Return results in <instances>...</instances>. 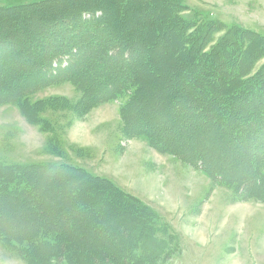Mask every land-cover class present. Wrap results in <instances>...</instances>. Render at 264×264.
Masks as SVG:
<instances>
[{
	"label": "rangeland",
	"instance_id": "374dc122",
	"mask_svg": "<svg viewBox=\"0 0 264 264\" xmlns=\"http://www.w3.org/2000/svg\"><path fill=\"white\" fill-rule=\"evenodd\" d=\"M15 6L24 9L12 11L13 16L17 13L14 17L1 9ZM64 6L108 11L101 23L132 51L136 79L116 95L108 96V90L99 87L87 92L85 84L51 75L50 71L57 72L59 67L50 56V69L38 72L44 63L39 53L45 50L49 54L50 46L62 40L74 42L84 52L87 40L100 39L94 44L98 48L110 43L111 38L106 42L88 30L75 35L68 22H46L53 15H73L63 10ZM19 14L26 16L20 20ZM16 29L26 30L14 35ZM237 37L239 42H235ZM194 39L197 50L191 45ZM261 42L262 47L245 63L246 53ZM225 43L229 53L241 62L238 70V62L231 64L233 57L229 56L231 63L222 59L228 64L224 65L225 72L230 76L238 71L237 80L244 84L230 85L226 79L212 86L208 77L210 81L206 79L204 86L194 90L195 79L204 78L199 76L202 67L214 60L212 56L224 49ZM184 48L190 66L205 60L190 77L185 76L190 69L183 63ZM101 56L105 60L107 54ZM83 58L80 66L87 70L79 76L90 87L91 81L105 73L99 71L102 63L94 62L93 56ZM20 60L24 64L21 67L17 63ZM118 61L125 62L122 58ZM17 69L25 78L12 79L14 90L34 83L38 87L23 95L19 103L0 98V174L4 170L21 172L29 178V186L20 187L24 190L21 194L0 196V230L18 236L11 238L19 243L43 220H70L74 225L80 218L78 234L85 236V243L89 244L94 234L99 240L94 247L107 244L105 254L91 258L93 264H115L117 259L118 264H128L119 254L124 246L119 236L127 234L132 221L137 220L133 214L129 223L125 215L134 210L146 218L145 225L135 221L133 229L135 232L142 225L146 232L133 247L139 260L142 253L150 256L146 264H264V159L255 162L264 156V130L254 128L264 97L257 103L256 92L239 91L253 75L264 76V0H0V75ZM197 88L204 93L194 94ZM221 92L230 97L245 95L243 105L229 111L221 105V96L207 101ZM8 93L0 87V95ZM202 96L217 107L209 112L202 109ZM184 99L192 100L193 105L185 106ZM181 109L185 115L173 114ZM236 115L240 120L230 121ZM249 119L254 120L253 126ZM168 123L173 127L165 130L162 125ZM147 126H161L160 133H168L174 145L188 155L160 149L152 134L134 133V128ZM189 154L195 155V161ZM59 164L80 170L41 167ZM254 172L259 174L256 187H250ZM85 184L88 188L104 187L108 192L89 197L83 194L89 202L87 208H95L96 214L76 206L77 191ZM67 189L76 192L72 200L65 199ZM109 195H118L127 205L113 204L116 208L111 220L101 227L103 219L98 215L109 209ZM93 218L99 225L94 221L90 224ZM83 219L90 228L95 226L94 232H89ZM72 229L68 225L66 232L72 233ZM3 240L0 238V264H76L69 250L41 257L37 248H28L25 243L16 247ZM77 264L88 263L82 259Z\"/></svg>",
	"mask_w": 264,
	"mask_h": 264
},
{
	"label": "trees",
	"instance_id": "16d2710c",
	"mask_svg": "<svg viewBox=\"0 0 264 264\" xmlns=\"http://www.w3.org/2000/svg\"><path fill=\"white\" fill-rule=\"evenodd\" d=\"M65 6H67V5H65ZM67 8L65 7V8H63V10L70 11L69 13H72L73 15H71L70 17H68V16L62 17V16H58V15H53L49 20H46V22L53 23V25L68 22L69 27L70 28L73 27V29L76 30L75 35L77 34V32L79 30H88L89 31L88 34H92L94 36L100 35L101 37L105 38L106 42L108 41V38H111L110 43L104 44L103 46H101V48H98V47H95L94 44H97L100 39H97V41L94 38L92 41L87 40V42H88V44L86 46L87 51L84 52L83 49L80 50V46L76 45L74 42H71L68 39L62 40L61 42H59L60 44L57 43L54 46H50V49L48 50L49 54L45 50H42L43 52L39 53V55H40L39 57L40 58L43 57L41 62H44V63H41L42 68L38 72H41V71L46 72L47 70L50 69L49 66H52V62L49 63V56H50L51 61H54V60L57 61L58 67H59L57 72H54L53 70L50 71L51 75H52V73H55L57 75L59 74L58 77L64 76L65 77L64 80H66V81L73 80V81L79 82L78 85L85 84L84 88L87 90V92H90L95 87L96 88L99 87L98 89H100V90H103V91L108 90L107 91V92H109V94H107L108 96H110L112 93L116 95V93H118L121 89L126 88L130 83H132L136 79L134 74L137 71V68H135L136 67L135 65L137 63H136V61L134 62L132 60V55H131L132 51L128 49V46H126L125 43H123V42L120 43L119 40H115V37H113L114 35H112L111 32L108 31V29L110 27L109 26L105 27L101 23V19L104 18L105 14H107V15L109 14L108 11H105V12L100 11V13H98L99 11L95 10L94 7L88 8V9L84 7V10H82L83 6L82 7L81 6H75L74 8L69 6ZM1 9H2V11L9 12L11 14L10 15L9 13H6L7 15L9 14L8 16L14 17L17 13H15L13 16L12 11L21 12L22 9H24V8L21 9V7L15 6L14 8H9V9L8 8H1ZM25 16L26 15L19 14L20 20H21V17L25 18ZM57 22H59V23H57ZM160 22H161V20H160ZM162 23H163V20H162ZM150 27L152 30V28H153L152 23L150 24ZM18 30L19 29H16V31L14 30V32H13L14 35L17 32H21V31L26 30V29H21L19 31ZM170 30L171 29L167 30L166 34H169L168 32H170ZM179 34L181 35L180 32H179ZM238 36L240 37L239 39H242L241 37L243 35L241 33H238ZM239 39L237 37L235 42H239ZM105 41H104V43H105ZM259 41H263V40L260 39ZM195 44H196V42L194 39V42H192L191 45L193 46V48L195 46V49L197 50V48L199 46L195 45ZM262 44H263L262 42L259 45L257 44V46L254 48L253 51L246 53L247 58H246L245 63H247V61H249L253 52L256 53V50H258V48L262 47L261 46ZM224 45H225V48L221 49V51H219L218 54L214 53V55L212 56V58L214 57V60L213 59L208 60L206 65H205V68L202 67L203 72L201 74H199V76H203L204 78L199 79V80L195 79V81L193 82V85H194L193 89L194 90L196 89V86H201L202 84L204 86V83L207 82L206 79H208L210 81V78L213 80V82H211V81L209 82V83H212V86H215V83H217V81L219 83H222V82H225L226 79L229 81V82L228 81L227 82L230 83V85L233 83H241V84L243 83L240 80H237L238 71H233L234 73L232 75L230 74V76L227 75V73L225 72V66L224 65L226 62L224 60H226V58H227L228 62H230L229 56H230V58H232L233 56L231 53H229V51L231 49H230V47L227 46L228 44L225 43ZM193 48H191L189 50H193ZM175 50H178V47H175ZM104 53L107 54V57L105 60L102 59V56H101ZM86 54H90L91 56H93L94 62H101L102 64L100 66L101 68H99V71H103L105 73V75L103 77H99V78L96 77V79L91 81L90 87L87 84L88 81L86 82V79L85 78L83 79V76H81V78L79 76L80 73L85 72L87 70V68L85 66H80L84 62L83 57ZM254 54H253L252 58L254 57ZM80 55H82V56H80ZM177 55L178 54H176V56ZM181 56H184L183 57L184 58L183 63H185L190 69L185 74V76L188 75L189 77L193 76L195 71H196V68L199 67V64L203 65L204 61H205V60L204 61L202 60V61H200V63L199 62L198 63L192 62L191 66H190V64L187 63V59L185 58L186 57L185 56V48L182 50ZM202 56L200 58H202ZM120 58L124 59L125 62L124 61L122 63L119 62L118 60H120ZM222 59H224V60H222ZM231 61H233L232 63L230 62L232 64V66H236L237 65L236 63L238 62L239 65H238L237 69L239 70L241 68V65H240L241 62H240V59L238 56L235 57L233 60L231 59ZM17 63L20 67L22 65H24L22 60L17 61ZM18 69L12 70L11 73H8V74L3 73L4 75L3 74L0 75V87H3V88L5 87L9 91V93L7 95H0V98L2 100H7V101L8 100H11V101L16 100V102L19 103V101L22 100L23 95L27 96V93H30L31 91H33L31 89L38 87V86L37 87L33 86L35 84L34 83V84H31L32 86L29 88H25V89L23 88V90H17V91L14 90V88H13L14 84L12 82L13 81L12 79L17 77V78L22 80L24 77V76L22 77V74L19 72ZM107 70L112 71V74H109ZM87 72H89V71H87ZM95 73L97 75L99 72L96 71ZM38 76H39V74H38ZM214 76H215V80H214ZM208 77H210V78H208ZM9 79L12 83L8 81ZM176 80L180 84L179 79L176 78ZM253 80H255V81L252 83ZM214 81H216V82H214ZM235 81H237V82H235ZM263 81H264V76H261L260 74H258V75L255 74L250 79L245 80V84L247 83L246 88L243 87V89H241L242 88V86H241L239 91L244 90L247 93H255L256 92L255 96H257V103H258V101L260 103L264 97ZM185 83L188 85L191 84V82H188V83L185 82ZM249 84L252 87H249ZM23 86H25V84H23ZM209 87H211V86H209ZM211 88L214 89L213 87H211ZM204 89H207L206 86ZM214 90H216V89H214ZM202 92L203 91H201L197 88V90L195 91L194 94H199ZM192 96H193V94H192ZM217 96H221V98L223 99V101H222L223 104H221V105H223V107L228 109L229 111L239 110L240 107L243 105V97H245V95L241 96V95L236 94V93L234 94V97H230L229 93L224 94V92H221L219 94L218 93L214 94L213 97H209V99H207V101L208 100L209 101L215 100V97H217ZM105 97L106 96H104V98ZM202 97L204 100V103H201L202 109L207 110L209 112V110H211V107L216 106L215 103L207 102L205 100V97L204 96H202ZM173 98L175 100L176 97H173ZM192 103H193L192 100H188V99L183 100V104L185 106L190 105ZM192 105H190V106H192ZM258 109H259V113L255 115V119H254L256 123L254 124V120L249 119L250 120L249 125L253 126V124H254L255 129H258V131L259 130L262 131V130H264V118L262 117V116H264V114L260 115V113L264 112V104H262V106H260ZM170 112L171 111H168L169 115L171 116ZM210 113L215 115V112L214 113L210 112ZM173 114L174 115L179 114V115L183 116V115H185V111L183 109L175 110L173 112ZM233 120H236V121L240 120V116L236 115L233 117V119H230V121H233ZM162 126L163 127L165 126V128H166L165 130L170 129V128L172 129V127H173V126L169 125V123L164 124ZM134 130H135L134 131L135 134H137L139 132H141L142 134H146L148 136H149V134H152L151 137L154 139V141L157 143V146L160 147V149H167V151H169V150L173 151V152L176 151V153H178V154L180 153L182 155L183 154L188 155V154H186L187 151L182 152L181 148H178L176 145H174V140L171 139V137L168 135V133H166V134L160 133L161 132V126L139 127V128H134ZM148 136H146V137H148ZM156 137H158V139H156ZM179 137H180V139H183L182 138L183 136L180 135ZM150 140H151V138H150ZM190 156H192L193 158ZM189 157H190V160L195 161V158H196L195 155L189 154ZM257 159H259V160H257ZM263 159H264V156H260V157L258 156L255 159V162L256 161L260 162ZM41 167H43V168L46 167V169L49 168L51 170H55V169L63 168V167L64 168L67 167L71 171H74L75 169L80 170V169L71 167L70 165L66 166V165H62V164L53 165V166L47 165V166H41ZM256 168H257V166H256ZM7 171L9 173L6 172V170H4V172H3L4 175L0 174V196L1 195L5 196L8 194H11V195L21 194V192L24 191L21 189L22 186H24V185H25V187L29 186V178L24 177L23 173H21V172L18 173L17 171L13 172L10 170H7ZM253 175L255 178L253 177ZM258 175L259 174H256V172L251 173L250 179L252 182L249 185L250 187H256L255 180H256V177ZM253 178H254V180H253ZM22 179L24 181H21ZM262 181H261V183H262ZM101 183L102 182L99 181V185H102ZM259 185L262 186V184H260V183H259ZM88 187H89V185L85 184V186L81 187V189L79 188L78 191L80 194H78V191H77V196H78L79 201L77 202L76 206L78 208L81 206L82 207L85 206L86 208H83V211L86 210V211H88V213L91 211V213L96 214L95 208H93V207L90 209L87 208V205L89 204V202H88V200H85L86 197L84 195H86L87 197H89V195L100 196L103 192H107V190L104 187H98L97 185H95L94 188L93 187L88 188ZM25 190H28V189L26 188ZM66 191H67L66 192L67 194H66L65 199L72 200L74 198V196L76 195V192L73 190H70V189H67ZM26 193H28V192H26ZM29 193L32 194L30 191H29ZM80 195H82L83 197ZM124 201L125 200L123 198H119L118 195H113V197L111 195H109L108 201H107V203H108L107 209L108 208L109 209L106 211H103L102 214L98 215V217L100 219L101 218L103 219L101 227H104L106 225L105 221H108L107 223H109V221L111 220V219H109L110 215L113 214L112 211L114 210V208H116V206L113 204L118 203V204H122V206L127 205ZM78 211L75 212V215L76 214L79 215V212L82 214L81 211H79V212ZM83 214H84V212H83ZM133 214H135V217L137 219V220H135L136 222L141 221L143 223V225H145L144 220L146 218L142 217V214L137 215V213H135L134 210L133 211L129 210V212H126V214H125V215H127V217H129V219H128L129 223L132 221L131 218H134ZM45 217H48L47 212L45 214ZM76 220H77V223L74 222V225H72L73 223H70V220L65 221V220H61V219L59 220L56 218L51 223H50V221H44L43 220L42 223L34 224V226L32 227L29 234H26L21 238L19 237L21 239V241L19 243L14 241L15 239L11 238L12 236L18 238V236H16L15 234L13 235L7 231H5V233H4V231L0 230V238H3L4 239L3 241H5V242L7 240H9L11 243H14L16 247L21 246L22 244L25 243V245H27L28 248H30V247L35 248V249L37 248L38 250H41L39 253L41 255V257H44L45 253L47 254L49 252H52L53 254L54 253L58 254V253L64 251V249H65V250L70 251V255L72 254V256H74V260H75L76 264L78 262H81L82 259H83V261H85V263L93 264V261L91 260V258L96 259L97 257L101 256L102 253L105 254L108 250L107 244H106V246H104L103 248H100V249L94 247V242H97L99 240L97 238L94 239V237H96V236L94 234L92 235V232H91L92 236H91V239L89 241V244H88V242L85 243V236H81L78 234V233H80L79 227H82V226H80L79 222H81L82 219L79 218ZM83 221L85 222L86 225H88V228H90V224H92L93 221L97 222V220H95L94 218H93V220H91V222L89 221L90 224H88L84 219H83ZM135 221L133 220L132 221L133 225L128 227L129 230L127 231V234L124 233V235L119 236L122 238L121 241L124 244V246L120 249L119 254L121 256V259L123 257H125L128 264H146V263H148V261H150V256L146 253H142L143 259L139 260L138 257H136L137 253L133 251V249H134L133 247H135L137 242H139L137 239L141 238L143 235H146V232L143 231V229H142V227H143L142 225L137 227V231H135V232L133 231L134 226L136 224ZM96 224L99 225L98 222ZM68 225L73 227L72 233L66 232ZM94 229H95V226L92 225L89 232L92 230L94 232ZM105 232H107V231L106 230L102 231V234L106 235L107 233H105ZM19 236H22V235H19ZM95 240H97V241H95ZM59 241H60V243H59ZM115 262H116L115 264H118V259H117V261L115 260Z\"/></svg>",
	"mask_w": 264,
	"mask_h": 264
}]
</instances>
